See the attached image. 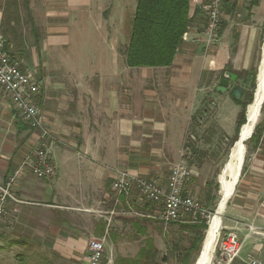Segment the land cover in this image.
Instances as JSON below:
<instances>
[{"label":"crops","instance_id":"1","mask_svg":"<svg viewBox=\"0 0 264 264\" xmlns=\"http://www.w3.org/2000/svg\"><path fill=\"white\" fill-rule=\"evenodd\" d=\"M207 3L191 8L171 66L129 68L124 52L137 0H0V38L10 59L39 81L37 104L57 138L51 151L55 175L37 179L28 171L13 188L22 204L11 202L0 223V251L13 248L3 246L9 239L32 245L42 257L48 250L71 264H88L91 240L122 239V216H133L128 209L156 210L136 202L135 194L113 192L115 171L166 184L165 172L193 137L187 135L191 121L207 100L217 106L216 119L236 111L230 92L243 79L236 75L225 92L216 90L218 83L254 66L264 35V0H224L219 40L206 48L198 40ZM259 135L228 209L225 229L237 223L239 235L248 225L264 230V123ZM38 144V134L0 94V184L34 157ZM204 165L197 168L201 174ZM201 177L187 181L183 195L207 203V189H196L199 182L206 186ZM242 253L244 264L248 255L264 262V244L255 236Z\"/></svg>","mask_w":264,"mask_h":264},{"label":"built area","instance_id":"2","mask_svg":"<svg viewBox=\"0 0 264 264\" xmlns=\"http://www.w3.org/2000/svg\"><path fill=\"white\" fill-rule=\"evenodd\" d=\"M223 2L224 0H208L204 8L205 28L198 41L203 42L206 48L215 45L219 40V30L224 20ZM201 3L202 0H190V12L192 7L199 6ZM39 93L40 84L35 75L32 72L23 71L10 59L5 49V41L0 38V94L9 98L14 110L39 137L34 157L22 162L7 181L0 184V223L6 217L11 202L22 204L13 193V188L25 172L29 171L37 179H49L55 175L51 151L57 138L43 121L37 104ZM211 104L214 105V103ZM186 151L187 149H183L180 159L171 167L166 184L117 169L112 180V191L119 195L137 194L140 200L155 206L156 210L146 215L138 214V216L159 223H175L189 216L193 218L206 216L207 211L199 201L189 195H183L184 186L193 175L192 166H189L187 162ZM237 228L236 223L231 231H227L218 239L217 246L222 264H231L240 258L245 241L252 235L264 238V230L248 225L246 226L248 233L243 240H240ZM104 243V240L98 239L89 242L88 264H100L105 251ZM218 264L221 263L218 262ZM246 264H264V262L254 255H248Z\"/></svg>","mask_w":264,"mask_h":264},{"label":"rangeland","instance_id":"3","mask_svg":"<svg viewBox=\"0 0 264 264\" xmlns=\"http://www.w3.org/2000/svg\"><path fill=\"white\" fill-rule=\"evenodd\" d=\"M263 45H264V35L261 38L256 53L255 63L253 66L255 71H257V68L259 66L261 49ZM251 96L249 97L248 93H246L245 95L242 94L241 98L238 101H241L242 103L248 102L249 100H251ZM211 103L212 102H209L207 100L205 104L206 109L204 108L205 109L204 114L200 115L197 118V120L191 121L190 132L187 134V135H192L195 138V140H191V141L196 143L198 150L207 153V156L204 158L205 165L201 169L202 174L200 173V171H198L196 167H192L193 175L188 182L190 183V181H192L194 178L197 177L200 178L201 175H202L201 177L202 179L207 178L206 180L211 184V186L207 188L206 186L201 185L202 183L199 182L200 184L196 185V189H210L212 191V196H218L217 199L215 200L216 202L215 205L211 206V204L205 203L203 197L202 199H200L201 197L191 196L192 198L199 201L204 206V208L207 211L206 216L195 217V218H193V216H189L188 218L181 219L176 223H169V224H163L155 220L143 218L141 216H138V214L139 215H146V214L139 213L140 211L136 212L135 210L128 209V212L132 213L133 216L128 215L126 212H125L126 215L122 216L123 217V232L121 237L122 239L118 241L119 238L114 240L112 236L110 237V239L108 237L109 240L107 239L108 241L104 243L105 251L100 264H114L115 261L121 257L133 258L135 257V254L137 253L138 249L142 248L146 243V241L148 240L152 241L156 249L155 256L158 264H162V259H166V262L164 264H181L180 258L183 256L186 249L190 247L192 241L191 239H193L192 230L189 229L188 227L199 226V224L205 222L207 223V228H208L209 218L214 213L211 211L213 210L215 211L217 204L221 198L219 194L220 186L218 183V176L221 173V170L223 169L228 159L230 150L234 144V143L232 144V142L237 138L239 128L241 126L240 121L242 119V115H245V107H243L242 105L236 102V104L238 105L236 111L229 110L225 112L226 113L225 116L218 117L216 119L215 112L217 110V106L216 105L212 106ZM263 123H264V104L261 110V116L259 122L257 123L256 126H258V128L260 127L262 128ZM214 124L217 125V130H214V126H213ZM207 131L210 132V135L213 134V136L211 137L212 139L206 138ZM253 144L254 143L251 142L250 140L246 143V152H245V158L243 164L244 167L249 152L253 147ZM174 164L175 163H173L171 167ZM168 172L170 171L167 170L165 173ZM215 185H218L217 186L218 189H216ZM238 186L239 183L236 186V189H238ZM236 189L232 197L228 200L224 213L221 217L222 224L219 232V237L223 236L227 232L225 227L228 225L229 222L228 209L230 202L232 201L235 195ZM135 199L137 200L136 202L138 203L142 201L140 200V197L137 196L136 194H135ZM145 204L146 201L143 200L140 205L143 206ZM135 226H138L139 231L136 230ZM244 228L246 229V227ZM206 231L207 229L204 231V237ZM244 233L245 232H243V234H240L238 236L240 240L243 239ZM247 233L248 231L245 233V235ZM255 237L259 238L264 244L263 237L261 236H255ZM21 242L22 241L10 243L9 239L4 240L3 242L4 247H13V248L8 253L0 251V264H71V261L69 259H60V258L52 257L48 250L45 251L42 250L43 252L41 253H43V255H46L42 257L38 254L40 252H37L36 250L37 248L35 249L32 245L31 246L29 245L28 248H24ZM9 244H13V246H9ZM243 251H244V247L242 252ZM219 253L220 252L216 243L211 264H218V262L222 264ZM198 255L192 253L187 263L195 264ZM241 258H243V253H241L240 258H238L234 262V264H244ZM83 263H85V261H83Z\"/></svg>","mask_w":264,"mask_h":264},{"label":"trees","instance_id":"4","mask_svg":"<svg viewBox=\"0 0 264 264\" xmlns=\"http://www.w3.org/2000/svg\"><path fill=\"white\" fill-rule=\"evenodd\" d=\"M189 4L190 0H137L129 43L124 52L126 66L129 68H162L171 66L177 48L182 43L192 21ZM235 75L243 79L242 86L240 87L243 95L246 93H248L249 97L252 95V100V91L254 93L256 86L257 71L252 67L247 72L236 73ZM251 100L245 103L237 100V103L246 109V106ZM197 118L198 116L194 120H197ZM240 122L241 126L245 123V115H242ZM259 133L260 128L256 126L250 138V141L256 145L259 141ZM191 140V138H188L184 145V149H187L186 156L188 157V165L201 168L205 164L204 158L207 156V153L198 150L196 143ZM243 171L244 165L241 171V177ZM210 186L211 184L206 182V187L209 188ZM215 186L218 189V185ZM205 194L207 204L214 206L218 196H212L210 189H207V193ZM211 212H214V210ZM135 228L139 231L138 226H135ZM188 228L192 230L193 239H191L190 247L186 249L180 258L181 264H188L187 262L192 253L199 254L204 240V231L207 229V223L202 222L199 226ZM155 253L156 249L152 241L148 240L138 250L135 257H121L114 264H158ZM165 262L166 259H162V264Z\"/></svg>","mask_w":264,"mask_h":264},{"label":"bare ground","instance_id":"5","mask_svg":"<svg viewBox=\"0 0 264 264\" xmlns=\"http://www.w3.org/2000/svg\"><path fill=\"white\" fill-rule=\"evenodd\" d=\"M257 69L256 88L251 102L245 109V123L240 127L238 133L240 135L238 136L237 141L239 140V137H241V141H239L234 147L232 146L230 150V152L232 151V160L229 162L228 157L218 176L221 198L219 197L220 200L217 204V212H214L209 218L208 228L201 246V255L198 256L197 264H211L212 262L222 224L221 217L225 210V202L230 196L232 197L234 189H236L239 181L238 175L241 173L242 161L245 157L246 142L254 132L261 116V110L264 104V45L261 49L259 66Z\"/></svg>","mask_w":264,"mask_h":264},{"label":"water","instance_id":"6","mask_svg":"<svg viewBox=\"0 0 264 264\" xmlns=\"http://www.w3.org/2000/svg\"><path fill=\"white\" fill-rule=\"evenodd\" d=\"M257 72H258V69H257ZM236 80V75L235 74H229L227 77H224L222 80H220L219 81V83H218V86H217V91L218 92H225L226 91V89L229 87V84L230 83H234V81ZM256 82H257V76H256ZM257 84V83H256ZM255 88H256V86H255ZM255 91V90H254ZM230 94H231V96L235 99V100H239L240 98H241V96H242V94H243V92H242V90L240 89V88H238V87H234L232 90H231V92H230ZM253 134V133H252ZM240 134H238V136H239ZM252 137V135L250 136V138ZM250 138H249V140H250ZM238 139V138H237ZM237 141V140H236ZM234 142V144H233V147L239 142V141H241V137H239V140L237 141V142ZM229 162L232 160V151L230 152V154H229ZM245 158V157H244ZM228 162V163H229ZM243 164H244V160L242 161V168H243ZM242 168H241V171H242ZM240 175V176H239ZM238 175V177H239V179H240V177H241V173ZM239 182V181H238ZM219 183V182H218ZM234 191H235V189H234ZM234 193V192H233ZM219 194H220V192H219ZM220 196H221V194H220ZM231 197V196H230ZM230 197L226 200V202H225V207H226V204H227V202H228V200L230 199ZM217 210H218V206L216 207V210L214 211L215 213L217 212ZM201 250H202V247H201ZM201 250H200V253H199V255L198 256H200L201 255ZM197 262H198V258H197V260L195 261V264H197Z\"/></svg>","mask_w":264,"mask_h":264}]
</instances>
